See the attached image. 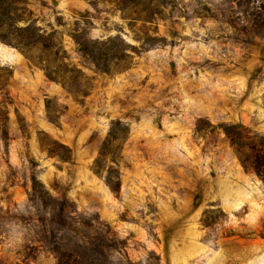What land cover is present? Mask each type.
Masks as SVG:
<instances>
[{
    "label": "rangeland",
    "instance_id": "374dc122",
    "mask_svg": "<svg viewBox=\"0 0 264 264\" xmlns=\"http://www.w3.org/2000/svg\"><path fill=\"white\" fill-rule=\"evenodd\" d=\"M2 13L0 264H264V160L243 166L223 131L264 150V0Z\"/></svg>",
    "mask_w": 264,
    "mask_h": 264
},
{
    "label": "trees",
    "instance_id": "16d2710c",
    "mask_svg": "<svg viewBox=\"0 0 264 264\" xmlns=\"http://www.w3.org/2000/svg\"><path fill=\"white\" fill-rule=\"evenodd\" d=\"M4 2L5 0H0V10H3ZM8 21L12 22L13 19L7 17L5 13L0 14V27L3 24V22H8ZM18 31L24 35L30 34L31 36L29 38L27 37L28 40H30L32 39V37H34L36 32H39V29L35 28V26L32 25V23H29L25 27L18 29ZM36 37H40L39 34L36 33ZM0 40L4 43L6 42V38L2 35H0ZM110 41L111 39H109L107 42L103 44H107ZM116 126L117 127L121 126V122L116 121V122L111 123V127L108 133L109 139L112 138V133ZM223 131L226 137L229 139L231 146L235 149V152L237 153V156L243 166L249 163L252 164L251 161H253V163L260 164V161L262 159L264 160V150L250 148L249 143H248V137H247L248 135L245 132V128L243 126H226L223 128ZM103 150H104V147L101 148V151L99 152V157L97 158L95 163L97 162L98 164V162H100L101 159L103 158L104 156ZM245 150L246 151L248 150L250 153L245 155L244 154ZM243 154L245 158H243L242 156ZM255 172L259 175V170H255ZM103 173H104V179H105L106 185L109 187L111 191H116L117 186L119 185L118 175L115 178L112 177L110 175L111 174L110 168ZM32 181H33V188L35 187V190L38 191L39 193L38 199L42 203H44V201L46 200H53V198L49 195V193L44 189L43 185H41L35 179H33ZM64 254L65 253H61V252L57 253L58 264H78V261L75 257H73L72 255L65 256Z\"/></svg>",
    "mask_w": 264,
    "mask_h": 264
}]
</instances>
